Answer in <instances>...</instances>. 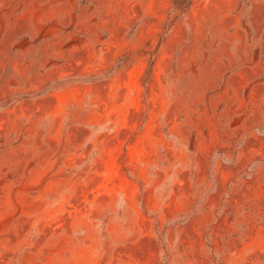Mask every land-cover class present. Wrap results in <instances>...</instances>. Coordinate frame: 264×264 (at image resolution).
<instances>
[{"label":"rangeland","instance_id":"rangeland-1","mask_svg":"<svg viewBox=\"0 0 264 264\" xmlns=\"http://www.w3.org/2000/svg\"><path fill=\"white\" fill-rule=\"evenodd\" d=\"M0 264H264V0H0Z\"/></svg>","mask_w":264,"mask_h":264}]
</instances>
